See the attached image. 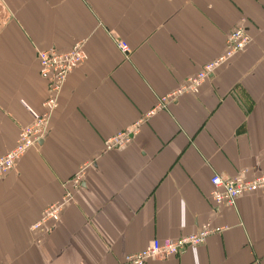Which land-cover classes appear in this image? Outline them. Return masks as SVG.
<instances>
[{"label":"crops","instance_id":"crops-1","mask_svg":"<svg viewBox=\"0 0 264 264\" xmlns=\"http://www.w3.org/2000/svg\"><path fill=\"white\" fill-rule=\"evenodd\" d=\"M238 24L250 45L198 94L157 109ZM79 41L87 58L67 77L48 135L0 180V264H124L204 225L223 230L145 264H264V190L234 208L210 199L214 174H264V0H0V157L49 93L37 51ZM66 192L59 221L33 231Z\"/></svg>","mask_w":264,"mask_h":264},{"label":"built area","instance_id":"built-area-1","mask_svg":"<svg viewBox=\"0 0 264 264\" xmlns=\"http://www.w3.org/2000/svg\"><path fill=\"white\" fill-rule=\"evenodd\" d=\"M87 1V0H84ZM252 42L243 25L238 24L227 35L223 51L220 55L204 64L194 75L173 92L159 100L158 108L167 106L183 95H196L211 76L229 64L238 54L242 53ZM118 48L123 54L128 53L127 45L118 42ZM39 63V75L47 82L48 95L42 103L40 113H31L32 122L21 129L16 145L13 149L0 157V180L14 170L18 160L31 148L45 139L51 125L50 121L56 113L59 104L58 98L69 74L77 66L84 63L87 54L84 49V41L75 42L72 47L63 53L51 50L37 51ZM139 124L114 135L105 142L106 150L123 147L134 135L138 133ZM79 177V176H78ZM77 177V178H78ZM210 199L216 206L234 208L236 201L243 195L264 190V174L250 175L248 171H240L232 178H225L214 174L210 179ZM73 201V194L66 192L61 202L46 208L41 218L31 229L44 234L59 221L63 206ZM221 228H213L209 225L202 226L195 234H190L177 239L153 240L144 249L136 254H131L123 259L124 264H145L148 260H165L175 256L186 248H197L205 242L210 235L222 232Z\"/></svg>","mask_w":264,"mask_h":264},{"label":"water","instance_id":"water-1","mask_svg":"<svg viewBox=\"0 0 264 264\" xmlns=\"http://www.w3.org/2000/svg\"><path fill=\"white\" fill-rule=\"evenodd\" d=\"M44 141V139L43 140H41L40 142H39V144H42V142Z\"/></svg>","mask_w":264,"mask_h":264},{"label":"rangeland","instance_id":"rangeland-1","mask_svg":"<svg viewBox=\"0 0 264 264\" xmlns=\"http://www.w3.org/2000/svg\"><path fill=\"white\" fill-rule=\"evenodd\" d=\"M51 120H52V118H51ZM50 125H51V121H50Z\"/></svg>","mask_w":264,"mask_h":264}]
</instances>
